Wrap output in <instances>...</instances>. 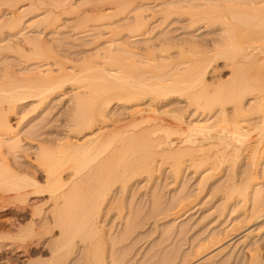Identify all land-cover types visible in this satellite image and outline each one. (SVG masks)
<instances>
[{"label": "bare ground", "instance_id": "6f19581e", "mask_svg": "<svg viewBox=\"0 0 264 264\" xmlns=\"http://www.w3.org/2000/svg\"><path fill=\"white\" fill-rule=\"evenodd\" d=\"M52 1L42 6L44 2L37 0H0V63H6L0 72V202L10 201L17 211L31 197L48 195L50 216L40 220L45 233L59 229V235L49 241V253L57 263L76 253L80 241L82 255L74 264H121L113 249L140 223L124 218L123 233L112 237L111 250L107 249L110 239L99 219L102 207L112 204V196L119 193L115 204L120 218L130 183L143 174L151 180L158 170L157 157L172 158L177 176L183 165L207 167L201 183L229 167L228 184L217 190L221 211L240 207L247 222L264 216V161L260 160L264 152V0H88L89 14L74 6L73 0ZM4 4L6 13L2 12ZM68 8L77 9L70 10L74 12L70 13L73 30L82 32L92 20H107L103 55L97 52L96 59L84 57L80 63L66 61L47 39V32L57 30ZM42 9L36 16H43L34 19L36 34L26 32L32 25L25 29L27 15ZM156 14L163 16V24L174 14L188 15L193 25L220 21L219 33L205 43L210 49L194 38L175 43L166 37L152 41L148 24ZM140 38L143 46L137 44ZM187 44L199 53V46L206 51L201 49L204 54L193 57V46L192 53ZM5 52L12 53L17 62H6ZM220 61L227 73L209 77L210 72L220 71L216 68ZM59 92L69 94L73 111L66 128L40 138L33 158L35 171L27 166L22 170L24 163L16 160L23 147L20 125L25 116L19 112L41 108ZM114 103L126 109L123 118L110 117ZM242 156L248 172L237 183L235 165ZM80 198L84 202L79 208ZM152 203L149 212L153 216L168 217L175 210L168 207L174 202L165 208L159 201ZM33 204L29 209L32 219L46 213L43 205ZM32 219L26 226L14 224L10 264L20 262L16 252L27 256L38 248L34 237L42 235ZM250 235L245 234V241ZM34 242L37 247L32 246ZM252 245L248 264H264L261 245L257 241Z\"/></svg>", "mask_w": 264, "mask_h": 264}, {"label": "rangeland", "instance_id": "374dc122", "mask_svg": "<svg viewBox=\"0 0 264 264\" xmlns=\"http://www.w3.org/2000/svg\"><path fill=\"white\" fill-rule=\"evenodd\" d=\"M25 2L28 3L29 1H25ZM25 2L23 1V3ZM42 2L44 3L42 4ZM52 2H53L52 0H43V1L37 0V3L42 4V6L47 4L49 5L50 3L53 4L54 2L53 3ZM87 2L89 1L73 0L74 6H77L80 10L83 9L85 13L87 12V14H89L88 7H90L89 6L90 4L89 3L87 4ZM7 7L8 6L5 4L2 5L3 13H6L5 9ZM75 9L73 10L72 8H68L67 9L68 11L67 10L64 11L63 15L61 16V20H60L61 22L60 23L58 22L57 30L56 31L49 30V33L47 32L46 37L50 42L54 44V46L56 47L55 49L58 50V52L60 51L59 55L62 58L65 57L63 60L66 61L71 60L76 63L77 62L80 63L82 59L85 57L86 60L90 59L92 61L96 59L95 56H97L96 55L97 52L100 53L101 55H103L102 53H104L103 52L104 47H106V42H105L106 36L108 35L107 28L109 25L105 26L107 20L106 21L103 20L104 22L101 21L103 23H101L100 21L92 20L91 22H89V25L91 24L90 25L91 27L90 26H89L90 28L86 27L87 29L83 28L82 29L83 33L81 32L80 29H79L80 31L76 29L73 30V28L71 27L72 26L71 19L74 17L73 16L74 12L72 13V11H75ZM43 11L44 9L30 12L29 13L30 15L29 14L27 15L24 25L25 29L26 26H29V24L32 25L25 30L26 32H31L32 34H36V32L38 31V27L34 25L35 22L34 19L38 20V18H41V16H43L42 14L41 16L38 15L39 17L36 16V14ZM70 13H72L73 15H70ZM175 15L176 14L172 15L168 19V21L165 22L164 24H163V16H161V14L159 15L156 14V17L152 18L149 21L148 24V27L150 29L149 36L152 37V41L161 38L163 40V38L166 37V39L174 41L171 43H175L176 40L177 41L184 39L188 40L194 38L196 40H200V42L203 41L199 44H203L206 47H209L208 49L212 48L206 45L205 43L209 42L208 39L217 35V32L219 33V30H217V28L220 24V21L215 22V20L210 19V23H209V20L208 21L203 20L201 22L194 23L195 25H193V23L189 22L188 15L186 16L184 14L176 15V16ZM99 22L102 25H100ZM99 33L101 34V36L99 35ZM193 36H195L196 38ZM142 40L140 38V41L137 44L142 45L144 42ZM172 45L174 48L175 44ZM188 46L190 47L193 45H188ZM193 47L192 49L195 52L192 51L191 47L189 48L192 51V53L194 52L193 57L195 56L199 57L198 55L200 53L206 51L205 49L206 47L202 48L199 46V51H200L199 53L198 48L196 49L194 47L195 48L194 49ZM201 49L202 51L203 50L204 51L202 52ZM175 50L172 51L174 55L175 53L177 54V51ZM11 54L12 53L10 52L4 53V55H6L5 57L7 58L9 57L8 59L7 58L5 59L6 62L8 61L17 62V58L14 59L15 57L13 56L14 57L13 58ZM189 56L192 57L191 54ZM5 64H6L5 61L4 64L0 63V65L2 66V67L0 66V72L2 74H3L2 71L3 65ZM223 64H224L223 61L216 63V68L218 66V69L220 68V71L216 69L219 72L218 73L216 71V74L215 72H210L209 77H214L215 75L217 76V74L218 76L223 75V73L226 74L227 68L225 67L224 69L225 64L224 66ZM70 105L71 103H69V94L64 96L61 92H59L55 95H52L50 100L46 102V104H44L41 108L31 110V108L28 107L22 109L20 112L18 111L20 115L22 113L23 114L22 116H25L23 122L20 125V129H21L20 136L24 140L21 143L23 147L22 149L19 148V150L17 151L18 159L16 158L17 159L16 161H20L22 165L24 163L23 167L20 164L21 167L23 168L22 170H26V169L29 170L31 168L30 169L31 172L35 171L36 168L34 167L33 164L34 163L33 158L35 157L36 154L35 151L37 145L39 144V140H41L40 138L45 136L46 137L54 136V134L56 135L57 132H61V131L63 132V130L66 128L67 120L71 116V112L73 113V111L71 110L72 107ZM112 110L113 111L110 112V117L114 116L116 118L117 116V118H123L125 116V114L122 113L126 112V109L124 111V108L121 104L114 103ZM189 111H191V109H189ZM121 114L124 116H121ZM191 119H195V116ZM12 122H15L14 116L12 117ZM23 154L24 155L26 154L27 157L24 156ZM262 155L263 156L261 157L260 160L264 161V152ZM8 156L9 158L11 157V159H15L13 158V155L9 154ZM156 160L157 161L155 165L158 170H155L154 176L152 177L151 180L147 179L146 175L143 174L141 176H137L136 180H133L130 183L131 185L127 189L124 195V204L122 206L124 209L120 218H119V214H117L118 213L117 212L118 209L116 207L117 204H115L116 201L115 199H117L119 193L117 194L114 193V195L112 196V199L110 201V202L113 201L112 204L109 203L108 206L104 204L102 207L99 219H102L101 224L105 225V229H104L105 230L104 233L106 234L105 237H108L110 239V240L107 239L108 241L107 249H110L111 247L110 242L112 237L120 236V232L121 234L123 233L122 232L124 231L123 226L125 225L124 218L125 219L130 218L140 223L136 227V229H134V231H132L129 234L126 240L117 243L113 249L114 250L113 252L116 251V254H118V258H121V264L122 263L123 264H160V263L162 264H248L249 253H250L249 247L253 246L252 245L253 241H257L261 245V249L259 250V253L262 254L261 255L262 258L264 257L263 256L264 255V216L258 219H254L252 217L251 220L247 222V219H245V217L243 219V215L242 214L240 215V213L242 212L240 207L236 208L235 211H232V209H227L224 212L221 211L222 200H221L220 192H218L217 190L219 186L221 187V185H223V183L225 185L228 184L227 174L229 167H227L226 169H225L226 166L222 167V169L219 170V172L216 171L215 175L207 179L205 182L202 181L201 183L203 175L207 174L208 172L206 169L207 167L198 168L199 169L198 171V169L194 167L188 168L185 165H183V170H181L180 171L181 173L179 172L180 175L178 174L177 176L173 172L172 158L157 157ZM238 161L236 162L237 165H235V173H236L237 183H241L244 176L246 177L248 170H247L245 156L244 158L243 156L242 158L240 157ZM24 167L26 169H24ZM41 178H43V175L41 176ZM88 194L89 195L93 194V192ZM184 195H185V201H184ZM47 196L48 195L44 194L43 196L42 195L39 197L37 196L38 198L35 196L31 197L30 203H28V205H25L26 207L23 206V208L17 211L14 208V206L10 204V201L0 202V264H10L9 261L10 249L15 248V244L14 245L12 244L13 243L12 236L15 234L14 227L15 225H20L21 222H22L21 226H26L32 222L31 221L32 216L29 209H31V204L33 203H34L33 205L35 204L39 206L43 205L42 207L43 212H46L45 214L43 213V215L41 216H34V218L32 219L33 222L35 223L34 227L36 228V230L41 231V235H42L38 237L39 240L36 239L37 236L34 237V241H36L39 244L38 245L39 249L35 248L34 250L36 252L34 250H33L34 252L31 250L29 255H27L28 257L23 256L22 252H16L17 255L20 256V262L18 264H24V262H26L25 264H27V262L30 261H33L34 264L37 262H38L37 264H41L43 260L46 263L48 262L47 264H51L50 262L52 260L54 264L59 261L57 260V258L51 256L50 255L51 253H49L50 251H52V243L49 241H53L54 238L59 235V229L54 228L51 234L45 233V228H44L45 226L43 227L40 220L44 215L48 214V216H50L49 211L51 210H48V208L50 209L52 203L51 202L48 203L49 200ZM180 196H182L183 198L181 197L180 199H178ZM39 199L40 201H38ZM81 199L82 198H80V200ZM80 200H78V204H77L79 208L81 204L84 202V198L81 201ZM179 200L180 201L182 200V202H180V205L182 203L184 204V206L178 205ZM35 201H37L38 203ZM153 201H157V202L159 201V204L161 206L163 205L162 207L164 208L167 205L174 202L172 203L173 205L171 204L172 206L169 205L168 207L169 210L170 209H175V210L168 212L170 214L169 215L170 217L169 216L166 217L165 215L163 216L150 215L149 212L150 206L151 204H153L152 203ZM80 202L82 203L80 204ZM175 205L176 207H174ZM177 205L179 206L178 208H180V211L177 208ZM79 208L77 209V211H79ZM177 210L179 211L178 213ZM44 219L45 218H43V220ZM233 224H236L234 225L235 228L232 226ZM247 233L248 234L250 233L251 235L250 238L247 241H245L246 238L245 234ZM36 242H34L32 246H34ZM50 243H51V247H50ZM82 245L83 242L79 241L78 249L76 252L77 254L76 253H73V255L71 254L72 258L68 257L69 259L67 258L66 261H64L66 264H74L75 260L79 259L78 257L82 255L81 253L83 248ZM35 246L37 247V245ZM40 248L44 250L42 251ZM110 250L107 251V253L108 252L111 253ZM122 257L124 258V260H122ZM54 259H56L57 261L55 260L56 261L55 262ZM108 260H110L109 257ZM64 262L60 261V264L61 263L65 264Z\"/></svg>", "mask_w": 264, "mask_h": 264}]
</instances>
